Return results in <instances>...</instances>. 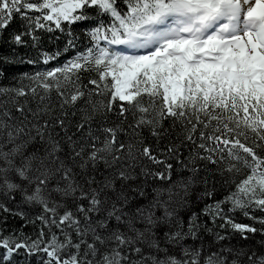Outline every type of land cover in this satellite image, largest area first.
Wrapping results in <instances>:
<instances>
[{"label": "snow or ice", "instance_id": "snow-or-ice-1", "mask_svg": "<svg viewBox=\"0 0 264 264\" xmlns=\"http://www.w3.org/2000/svg\"><path fill=\"white\" fill-rule=\"evenodd\" d=\"M0 47V264H264V0H0Z\"/></svg>", "mask_w": 264, "mask_h": 264}, {"label": "trees", "instance_id": "trees-1", "mask_svg": "<svg viewBox=\"0 0 264 264\" xmlns=\"http://www.w3.org/2000/svg\"><path fill=\"white\" fill-rule=\"evenodd\" d=\"M20 51L21 52H23V51H25V49H23V48H21L20 49ZM7 52V49L5 48V47H0V53H6ZM33 56H35L36 55V53L33 51L32 53H31ZM71 54H66V56H70ZM65 57H61L60 58V60H61V62L63 61V59H64ZM52 64H56V61H53V62H51ZM87 75V74H86ZM4 83H7V81H4ZM219 187V186H218ZM257 214H259V213H257ZM237 220H238V222H244V223H252V221H250V220H248L247 218H245V217H243L242 215H238L237 216ZM28 231H30L31 229H27Z\"/></svg>", "mask_w": 264, "mask_h": 264}]
</instances>
